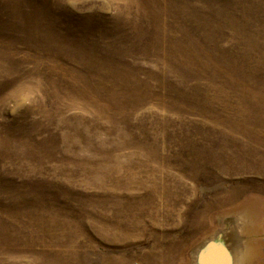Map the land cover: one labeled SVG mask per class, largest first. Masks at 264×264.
<instances>
[{
    "label": "rangeland",
    "instance_id": "obj_1",
    "mask_svg": "<svg viewBox=\"0 0 264 264\" xmlns=\"http://www.w3.org/2000/svg\"><path fill=\"white\" fill-rule=\"evenodd\" d=\"M263 199L264 0H0V264H198Z\"/></svg>",
    "mask_w": 264,
    "mask_h": 264
},
{
    "label": "bare ground",
    "instance_id": "obj_2",
    "mask_svg": "<svg viewBox=\"0 0 264 264\" xmlns=\"http://www.w3.org/2000/svg\"><path fill=\"white\" fill-rule=\"evenodd\" d=\"M251 201L242 203V211L236 210L223 214L225 216L222 217V227L203 239L200 245L190 253L195 262L197 260L198 264H202L206 248L210 244H216L225 249L228 264H256L257 235L260 232V226L264 227L262 224L264 216L257 215L256 207L251 204ZM261 203L264 204V199ZM248 218L250 219L247 223ZM259 220L261 224L257 222ZM242 237L246 238L245 242Z\"/></svg>",
    "mask_w": 264,
    "mask_h": 264
},
{
    "label": "water",
    "instance_id": "obj_3",
    "mask_svg": "<svg viewBox=\"0 0 264 264\" xmlns=\"http://www.w3.org/2000/svg\"><path fill=\"white\" fill-rule=\"evenodd\" d=\"M202 264H228V256L221 245L210 244L204 251Z\"/></svg>",
    "mask_w": 264,
    "mask_h": 264
}]
</instances>
